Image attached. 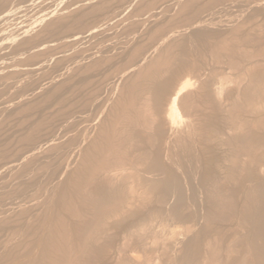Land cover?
Instances as JSON below:
<instances>
[{
    "label": "rangeland",
    "instance_id": "374dc122",
    "mask_svg": "<svg viewBox=\"0 0 264 264\" xmlns=\"http://www.w3.org/2000/svg\"><path fill=\"white\" fill-rule=\"evenodd\" d=\"M260 216L264 0H0V264H264Z\"/></svg>",
    "mask_w": 264,
    "mask_h": 264
},
{
    "label": "bare ground",
    "instance_id": "6f19581e",
    "mask_svg": "<svg viewBox=\"0 0 264 264\" xmlns=\"http://www.w3.org/2000/svg\"><path fill=\"white\" fill-rule=\"evenodd\" d=\"M78 62V61H77ZM180 86L174 90V92H172V96L169 100V106H168V119L171 123H170V126L172 127V124L174 125L176 123V119L180 116V109H179V97L180 95L183 93V91L188 88V86L191 85V82H190V79L189 78H186L182 83L179 84ZM170 90V89H169ZM167 90H165L166 92ZM177 124H175L176 126ZM174 126V128H175ZM178 127V126H177ZM176 132V131H175ZM251 209L255 208V207H250ZM249 208V209H250ZM255 210V209H254ZM251 211V210H250ZM254 213V212H253ZM254 216V214H253ZM257 216V215H255ZM254 216V217H255ZM252 217V216H251ZM259 218V216H257ZM256 217V218H257ZM255 220V219H254ZM260 220H262V222L264 223V216H260ZM263 232V231H262Z\"/></svg>",
    "mask_w": 264,
    "mask_h": 264
}]
</instances>
